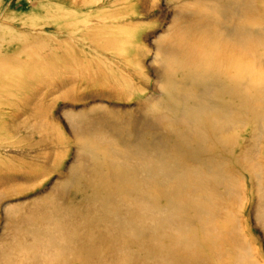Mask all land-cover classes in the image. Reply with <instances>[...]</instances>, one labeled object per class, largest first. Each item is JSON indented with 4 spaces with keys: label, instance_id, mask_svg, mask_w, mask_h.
Masks as SVG:
<instances>
[{
    "label": "rangeland",
    "instance_id": "374dc122",
    "mask_svg": "<svg viewBox=\"0 0 264 264\" xmlns=\"http://www.w3.org/2000/svg\"><path fill=\"white\" fill-rule=\"evenodd\" d=\"M0 264H264V0H0Z\"/></svg>",
    "mask_w": 264,
    "mask_h": 264
}]
</instances>
